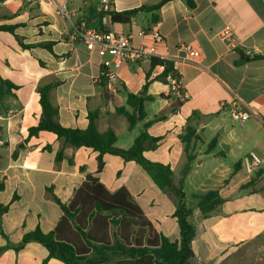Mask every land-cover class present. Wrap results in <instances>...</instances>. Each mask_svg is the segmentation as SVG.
I'll use <instances>...</instances> for the list:
<instances>
[{
    "label": "crops",
    "instance_id": "obj_1",
    "mask_svg": "<svg viewBox=\"0 0 264 264\" xmlns=\"http://www.w3.org/2000/svg\"><path fill=\"white\" fill-rule=\"evenodd\" d=\"M162 1L111 0L108 11L123 12ZM56 2L57 7L42 0H0V26H17L15 35L0 31V76L16 86L0 84V181L5 182L0 203H11L2 216L0 247L19 243L38 226L44 233L54 230L63 213L47 189L69 204L97 167L98 153L93 149L63 146L48 132L29 139L28 130L38 125L42 112L39 87L58 83L50 98L62 126L84 130L89 113L95 112L98 131H114L122 149L131 148L144 130V123L131 130L127 119L117 112V108L127 107L129 93H140L148 79L147 94L155 99L146 102L147 120L177 101L169 77L157 80L164 67L151 68L150 61L121 68L116 84L96 85L101 59L80 39L85 24L98 31L132 35L135 45L150 43L149 38L138 36L140 30L163 35L157 53L172 62L187 99L177 112L148 128L151 136L162 140L145 157L170 166L178 185L187 163L181 138L188 120L195 113L201 115L197 133L206 137L196 141V158L184 181L186 205L191 198L195 206L194 263L264 264V60L253 59L264 56V0H192L193 6L187 0H172L158 11L138 13L129 24H113L107 15L87 23L90 16L103 10L101 0ZM58 6L65 14H59ZM226 27L231 28L234 46L222 36ZM19 40L26 45L54 42V53L42 48L25 50ZM182 44L196 50L193 61L185 60V54L179 52ZM234 97L256 116L245 122L235 120L228 105ZM215 138L217 145L207 153ZM46 146L51 150H45ZM61 150L63 158L57 162ZM251 151H256L263 163L249 175L240 164ZM104 162L100 182L110 192L126 188L158 234L172 242L179 240L173 196L159 189L135 162L112 155H105ZM252 179L254 186L243 189ZM210 190H219L225 201L217 213L201 218L194 196ZM15 195L18 199L13 202ZM47 256V249L33 242L20 252L2 253L0 264H43ZM48 264L63 263L53 259Z\"/></svg>",
    "mask_w": 264,
    "mask_h": 264
},
{
    "label": "trees",
    "instance_id": "obj_2",
    "mask_svg": "<svg viewBox=\"0 0 264 264\" xmlns=\"http://www.w3.org/2000/svg\"><path fill=\"white\" fill-rule=\"evenodd\" d=\"M172 0H163L159 4L142 6L137 9L117 12L101 11L87 20L90 22L95 17L109 16L113 24H129L140 12L158 11L166 3ZM193 6L192 0H187ZM17 26L2 25L0 31L15 35ZM107 31V30H105ZM20 47L25 50L34 48L46 49L54 53V42H44L26 45L20 40ZM244 58V54L242 53ZM254 60H264V56H254ZM163 66V73L157 78L159 81H166L170 73L175 74L172 62L167 60L153 59L151 68ZM107 81L95 80V84L105 88ZM0 84L8 88L16 87L8 80L0 76ZM58 86V83H51L41 86L38 89L40 95L41 117L38 125L28 130V137H37L42 132L54 134L63 146L70 145L79 149L82 147L93 149L98 153L96 159V171L88 175L83 184L76 190L73 200L69 204L63 203L48 188L55 203L62 210V217L57 226L49 233H44L38 226L35 230L26 233L19 243L8 242L0 247V256L8 250L15 252L22 251L29 243H39L48 252L43 264L50 260H57L63 264H195L192 242L197 233L194 212L186 205V193L184 191L185 178L191 171L192 163L196 156L194 147L196 141H203L197 133L201 115L195 113L187 122L185 135L181 138L185 145L187 163L181 172L179 184L174 182V173L170 166L149 161L145 153L156 149L162 138L153 137L148 133V128L155 122L168 118L169 115L177 112L183 102L177 100L170 107L148 119L146 102L155 99L147 94L148 79L138 94L129 93L127 107L117 108V112L123 115L132 130L138 123H144V130L134 140L129 149H122L117 146V136L114 131L109 130L101 133L97 129L96 120L98 114L90 112L88 116V127L84 130L66 128L58 120V109L51 102V91ZM129 107V108H128ZM218 140L213 139L207 148V153L214 150ZM194 143V145H193ZM45 150H51L46 146ZM112 155L122 158L125 162H135L143 168L152 181L164 192L169 193L176 201V211L173 217L176 219L180 239L172 242L163 234H158L151 222L145 216L143 209L136 202L134 197L126 188L116 192H110L99 180V175L104 170V156ZM63 158V150L56 155V161ZM71 163H73L71 159ZM241 165V164H240ZM83 171L84 167L81 168ZM255 184L252 179L242 188H251ZM5 189V182L0 181V192ZM254 189V188H253ZM198 200V209L201 218H208L217 213L225 199L219 190H210L206 193L195 195ZM18 199L14 196L13 202ZM11 203L3 205L0 203V228L2 216L9 211Z\"/></svg>",
    "mask_w": 264,
    "mask_h": 264
},
{
    "label": "built area",
    "instance_id": "obj_3",
    "mask_svg": "<svg viewBox=\"0 0 264 264\" xmlns=\"http://www.w3.org/2000/svg\"><path fill=\"white\" fill-rule=\"evenodd\" d=\"M42 1L48 6L57 7L56 0ZM101 6L105 11L110 10L111 0H101ZM58 7H60L59 14H65L63 8L61 6ZM79 36L87 50L96 53L101 59L99 74L95 78L97 82L104 79L109 84H116L120 80L119 71L124 66L144 61L151 62L153 59L167 60L157 53L158 44L164 42L163 35L158 31L140 30L138 32L140 38L150 39V43H142L140 45L133 43L132 35L120 34L114 31H98L88 28L85 24L82 26ZM222 36L234 46L231 28L226 27L222 31ZM178 50L185 54L184 59L187 61H193L196 57V50L192 45L182 44ZM169 79L172 94L177 100L184 102L187 99V94L181 86V80L177 72L175 71V74L170 73ZM228 105H230V111L235 120L245 122L256 116L255 111L251 110L248 105L241 102L237 97H234ZM262 163L263 159L256 151L249 152L241 161L243 169L249 175L259 171Z\"/></svg>",
    "mask_w": 264,
    "mask_h": 264
},
{
    "label": "rangeland",
    "instance_id": "obj_4",
    "mask_svg": "<svg viewBox=\"0 0 264 264\" xmlns=\"http://www.w3.org/2000/svg\"><path fill=\"white\" fill-rule=\"evenodd\" d=\"M218 132L221 133V130H219ZM204 137H206L205 134H204ZM184 191H185V190H184ZM187 192L189 193V188H187ZM193 201H194L193 199H191V198L189 199L188 207H190L191 209H195V208H194L195 206L192 205V202H193Z\"/></svg>",
    "mask_w": 264,
    "mask_h": 264
},
{
    "label": "water",
    "instance_id": "obj_5",
    "mask_svg": "<svg viewBox=\"0 0 264 264\" xmlns=\"http://www.w3.org/2000/svg\"><path fill=\"white\" fill-rule=\"evenodd\" d=\"M199 135H200V137H202V138H205L202 132H200V133H199ZM223 148H224V150H225V151H227V150H228V148H227V147H226V148H225V147H223Z\"/></svg>",
    "mask_w": 264,
    "mask_h": 264
}]
</instances>
